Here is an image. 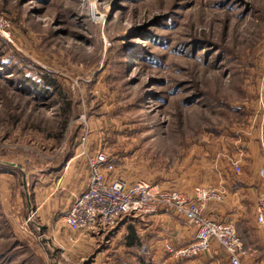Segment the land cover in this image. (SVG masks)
<instances>
[{
    "label": "rangeland",
    "instance_id": "rangeland-1",
    "mask_svg": "<svg viewBox=\"0 0 264 264\" xmlns=\"http://www.w3.org/2000/svg\"><path fill=\"white\" fill-rule=\"evenodd\" d=\"M0 15V264L141 263L114 253L112 227L72 231L63 217L79 191L42 182L47 169H89L83 147L205 215L224 193L211 169L238 160L258 184L264 0H0Z\"/></svg>",
    "mask_w": 264,
    "mask_h": 264
},
{
    "label": "built area",
    "instance_id": "built-area-1",
    "mask_svg": "<svg viewBox=\"0 0 264 264\" xmlns=\"http://www.w3.org/2000/svg\"><path fill=\"white\" fill-rule=\"evenodd\" d=\"M7 23L0 15V31ZM87 137H82L83 144ZM86 155L89 176L87 189L76 198L64 214L63 221L72 231L99 230L113 227L123 215H151L162 209H172L189 225L196 228L194 239L185 245L165 243V250L180 260L191 259L211 250L212 240L217 241L227 253L232 264H241L248 251L240 238L235 223L218 221L203 213V205L178 190H166L159 184L141 179L129 183L116 174V165L103 152ZM236 172H242V164L232 163ZM264 184V165L260 170ZM207 201L209 197L201 190ZM199 192V194H200ZM201 195V194H200ZM257 220L264 223V193L259 198Z\"/></svg>",
    "mask_w": 264,
    "mask_h": 264
},
{
    "label": "crops",
    "instance_id": "crops-1",
    "mask_svg": "<svg viewBox=\"0 0 264 264\" xmlns=\"http://www.w3.org/2000/svg\"><path fill=\"white\" fill-rule=\"evenodd\" d=\"M79 156L78 153L71 159ZM257 160L263 163V156H259ZM0 164V175H2L7 168L3 167L5 164ZM11 164L15 165V163ZM45 172V180L42 182L46 183L49 188L60 191H79L77 194L74 193L75 197H72L71 205L87 189L89 169H75L72 166V169H47ZM211 173L221 175L217 182L221 183L224 193L221 203L212 201L207 205L206 214L214 219L220 218V220L233 218L239 225L241 238L248 249V254L242 258V264H264V229L256 228L264 225L257 220L259 198L264 193V185L259 173L257 172L258 184L251 173L243 170L238 173L235 169H211ZM259 189L261 192L258 202L251 208V211H248L249 209L245 211L249 200L248 192H258ZM70 204L68 209L71 207ZM176 215L177 213L167 212L151 215H126L118 220L116 226L112 227L107 240L112 249L117 248L114 252L116 254H135L134 259L136 255H143L139 264H149L152 260L155 264H167L163 248H165L168 237L170 242L182 246L190 243L196 233L194 226H189L181 219V216ZM122 258L125 259V257ZM139 258L136 257V259ZM123 262L125 263V260ZM176 264L232 263L221 245L212 240L210 251L203 252L193 259L178 261Z\"/></svg>",
    "mask_w": 264,
    "mask_h": 264
},
{
    "label": "trees",
    "instance_id": "trees-1",
    "mask_svg": "<svg viewBox=\"0 0 264 264\" xmlns=\"http://www.w3.org/2000/svg\"><path fill=\"white\" fill-rule=\"evenodd\" d=\"M48 83H49V81H48ZM49 90H50V89H47V90H45V91H43V92H44V93H48ZM203 94H204L203 96H206V97L208 96L207 93H204V92H203ZM67 103H68V101L66 102V104H67ZM61 104H62V103H61Z\"/></svg>",
    "mask_w": 264,
    "mask_h": 264
}]
</instances>
